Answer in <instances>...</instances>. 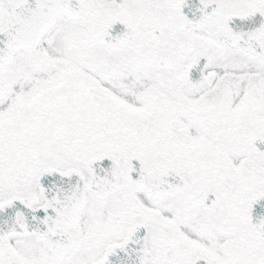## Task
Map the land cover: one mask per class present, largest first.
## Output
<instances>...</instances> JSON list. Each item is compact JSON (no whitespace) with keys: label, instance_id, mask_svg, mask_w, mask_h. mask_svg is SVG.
<instances>
[{"label":"snow or ice","instance_id":"6c2138e0","mask_svg":"<svg viewBox=\"0 0 264 264\" xmlns=\"http://www.w3.org/2000/svg\"><path fill=\"white\" fill-rule=\"evenodd\" d=\"M0 264H264V0H0Z\"/></svg>","mask_w":264,"mask_h":264}]
</instances>
